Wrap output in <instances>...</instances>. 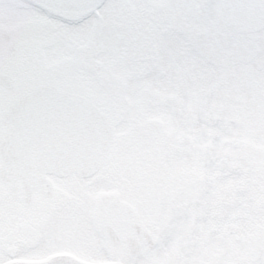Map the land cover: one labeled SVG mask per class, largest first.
Returning <instances> with one entry per match:
<instances>
[{
	"label": "snow or ice",
	"instance_id": "snow-or-ice-1",
	"mask_svg": "<svg viewBox=\"0 0 264 264\" xmlns=\"http://www.w3.org/2000/svg\"><path fill=\"white\" fill-rule=\"evenodd\" d=\"M0 264H264V0H0Z\"/></svg>",
	"mask_w": 264,
	"mask_h": 264
}]
</instances>
